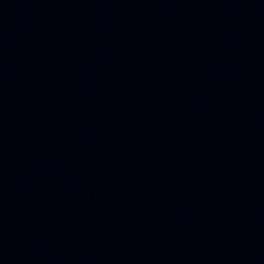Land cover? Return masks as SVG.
<instances>
[{
    "label": "water",
    "instance_id": "1",
    "mask_svg": "<svg viewBox=\"0 0 264 264\" xmlns=\"http://www.w3.org/2000/svg\"><path fill=\"white\" fill-rule=\"evenodd\" d=\"M0 264H264V0H0Z\"/></svg>",
    "mask_w": 264,
    "mask_h": 264
}]
</instances>
